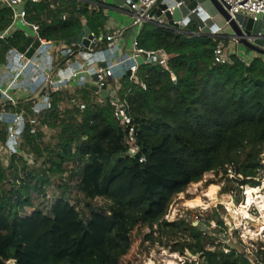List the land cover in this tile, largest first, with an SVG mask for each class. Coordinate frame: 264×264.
<instances>
[{
  "label": "trees",
  "instance_id": "obj_1",
  "mask_svg": "<svg viewBox=\"0 0 264 264\" xmlns=\"http://www.w3.org/2000/svg\"><path fill=\"white\" fill-rule=\"evenodd\" d=\"M24 9L26 20L38 24L40 37L53 42L76 37L83 26L80 17L95 34L106 21L101 8L89 10L85 4L64 21L51 14L46 2H28ZM0 17L6 27L8 10H1ZM198 32L194 22L182 29L145 23L137 35L139 49L168 55L176 78L174 84L168 72L142 64L138 83L127 76L120 80L119 93L129 103L145 163L139 162L140 155H121L126 129L113 120L110 99H90L92 93L84 87L50 95V108L39 116L36 133L30 134L26 124L20 152L7 167L0 164V264H119L141 228L149 230L144 240L151 243L161 241L165 232L186 233L171 250L197 256L196 264H264L263 245L252 258L229 246L227 252L209 250L213 239L198 226L184 218L165 219L173 198L205 173L227 165L243 178L239 185L256 186L264 151V56L248 50L253 56L247 60L230 54L228 63L218 64L214 50L220 42L228 43L225 35ZM25 39V33L17 32L0 42V65L7 48L20 47ZM63 102L72 105L61 112ZM80 102L86 105L82 110ZM30 106L23 107L28 116ZM42 128L53 132L51 143L42 144ZM31 156L44 159L39 168ZM67 172L74 183L58 184L59 197L47 199L53 179L62 181ZM27 208L33 213L22 219Z\"/></svg>",
  "mask_w": 264,
  "mask_h": 264
},
{
  "label": "built area",
  "instance_id": "obj_2",
  "mask_svg": "<svg viewBox=\"0 0 264 264\" xmlns=\"http://www.w3.org/2000/svg\"><path fill=\"white\" fill-rule=\"evenodd\" d=\"M216 1L223 6L231 18L239 14L257 21L264 15V0ZM28 2L48 3L51 14L59 16L62 21L69 16L62 0H0V11L5 9L9 12V24L6 27L1 26L0 17V42L6 43L17 32L25 33L26 36H30L39 42L38 47L29 59L25 57L24 53H20L18 48L8 47L4 62L0 65L1 166L6 167L5 165H8L11 158L17 156L20 152L23 146V134L26 124L30 126V134L36 133L39 116L50 108V95L52 93L83 88L89 83L93 75H97V82L94 85L98 88L105 86L106 91L109 93L107 99H110V104L113 106V120L126 129L123 142L125 150L121 155L129 158L140 155L139 162L145 163L146 158L140 154L137 145V135L130 116L129 103L121 97L119 89L120 80L124 76L138 83L136 73L140 65L137 59H141L142 64L157 66L168 72L173 83L176 84L175 75L169 68L168 55L163 50H143L137 46V35L143 24L154 23L164 28H170L163 15L156 17L155 14H152V10L157 8L163 1L136 0L135 2H128L129 7L125 11L131 15L130 26L135 29L136 33L131 42V52L118 60H111V56L115 54V42L122 36V30L109 33L102 28L98 34L91 31L90 42L94 43L92 48L77 45L75 42L69 43V40L53 42L40 37L38 24L29 23L26 20L24 5ZM178 5L168 4L162 14L165 12L172 13ZM118 9L122 10L121 8ZM80 20L83 25L84 18L80 17ZM188 23L184 24L183 27ZM179 25L181 24L179 23ZM183 27L181 26L178 29ZM218 34L219 32H215L212 33V36ZM230 54L236 55L234 50L229 51V47L226 49L224 46L218 45L214 50V61L218 64L228 63ZM59 62L64 65L63 69L57 68ZM117 68L122 70L120 75L115 73ZM45 85L47 87L43 89ZM139 85L142 89H145L143 83H139ZM38 93L40 95L35 99ZM91 93L88 98L91 99L96 95L97 99L102 102L98 94ZM27 102H31L29 107L31 116L26 115L23 108ZM18 106H21V108L17 111L15 109ZM85 106L82 103L79 108L82 110ZM1 132H3L2 135ZM213 174H221L222 179L233 186L227 191H221V184L217 186L215 192L216 203L214 206H222L231 217V224L224 223L227 233L238 231L240 232V238L246 237L248 241L253 243V235L245 234L244 228L253 223L255 219L264 222V215L261 214V207L257 202L245 203L246 188L251 186L239 185L238 181L243 180V178L235 173L232 164L225 166L222 171L217 173L212 171L205 173L202 178L203 181L205 182L206 178ZM254 180L257 185L252 188L260 189L264 194V151L260 156V168ZM238 196H241L242 199L237 202ZM253 196L256 197V194ZM235 212L240 213L236 216Z\"/></svg>",
  "mask_w": 264,
  "mask_h": 264
},
{
  "label": "rangeland",
  "instance_id": "obj_3",
  "mask_svg": "<svg viewBox=\"0 0 264 264\" xmlns=\"http://www.w3.org/2000/svg\"><path fill=\"white\" fill-rule=\"evenodd\" d=\"M230 42V41H229ZM219 45L224 46L228 49V44L224 45L222 42ZM248 51V50H246ZM83 102H80L82 104ZM72 105V103L63 102L60 105L61 112L64 109H67ZM45 134V138L42 141V144H49V137L52 135V131L47 130L46 128L41 129ZM32 161H34V168H39L44 159H37L31 156ZM154 161H164L163 159H153ZM165 162V161H164ZM7 167V164L5 165ZM73 164L68 165V169H71ZM69 172L63 176V180L59 181L58 179H53L51 186L46 191V198L54 201L59 197L60 191L56 190L57 185H72L74 182L68 178ZM210 184V185H209ZM222 184L221 191L228 190L233 187L231 184H227L221 177V174H213L206 178L205 182L203 179L197 184L189 185L186 190L179 194L177 197L173 198L171 201L167 216L165 219L168 222L177 221V219L184 218L188 223H191L194 226H198L202 231L213 239V246L207 247L209 250H224L225 247H233L240 253H245L250 258H252V253L258 248L259 245L264 244V234L261 233L257 236H252V241H248L246 237L240 238V232H230L227 233V230L224 226V223H232L231 217L228 212L224 210L222 206H214L216 203L215 192L217 191V186ZM63 186V187H64ZM252 188V187H251ZM63 193L68 197L70 202L75 205L77 208L81 209L82 204L79 201L75 200V196L72 192L68 193L65 191V187L62 190ZM210 194V196H209ZM208 200H207V198ZM218 199V198H217ZM242 199L241 196H238L237 202ZM100 201H98L99 203ZM246 203V202H245ZM237 206L236 203H234ZM241 209V207H240ZM239 210V209H237ZM33 213L32 208H27L23 213L20 214L22 219H28ZM215 215L218 217L219 221H222L220 226L216 219ZM261 220H254L253 223L248 225L253 231H257L258 226L262 223ZM257 224V227H256ZM149 233L147 228H141L138 230V233H134V238L132 245L127 252V254L120 260L119 264H186V263H197L199 261L197 256H190L188 252L183 255L178 254L177 252H172V247L176 243L181 242V239L186 238V233L181 235L177 234L176 236L171 235L169 232L162 234L161 241H145L144 236ZM251 235V234H247ZM157 236V235H155ZM154 236V237H155ZM264 246V245H263ZM227 250H224V252ZM13 263V262H12Z\"/></svg>",
  "mask_w": 264,
  "mask_h": 264
},
{
  "label": "water",
  "instance_id": "obj_4",
  "mask_svg": "<svg viewBox=\"0 0 264 264\" xmlns=\"http://www.w3.org/2000/svg\"><path fill=\"white\" fill-rule=\"evenodd\" d=\"M113 8H121L127 10L128 2L136 0H109ZM163 2L152 10V14L156 17L164 16L167 25L172 29L183 27L188 22H194L198 27L199 36H212V33L219 32L225 35V38L234 41L238 46L249 50L253 53L264 56V15L257 21H253L250 17L244 15H235L231 18L223 6L216 0H162ZM179 4L175 7L172 13L163 11L166 10L168 4ZM179 23L181 25H179ZM91 30L85 25L82 26L79 34L70 39L69 43H76L84 47L92 48L94 43H91ZM39 42L30 36H26L24 43L18 47L20 53H24L26 58H30L34 50L38 47ZM139 65H142V60L137 59ZM130 75V73H128ZM97 82V75H93L89 83L84 88L90 92L99 95L102 101L109 96L105 86L98 88L94 85ZM47 85L44 86L45 89ZM40 93L35 96L38 98Z\"/></svg>",
  "mask_w": 264,
  "mask_h": 264
},
{
  "label": "crops",
  "instance_id": "obj_5",
  "mask_svg": "<svg viewBox=\"0 0 264 264\" xmlns=\"http://www.w3.org/2000/svg\"><path fill=\"white\" fill-rule=\"evenodd\" d=\"M65 10L69 13L73 8H79L85 4V7L89 10L101 8L103 14L106 17L103 30L111 33L114 31L122 30V36L115 42V54L111 56V60H118L122 56L128 55L131 52V42L135 36V29L130 26L132 17L127 11L120 10L112 7L109 0H101L100 5L85 1V0H62ZM225 38V36H224ZM228 40L229 51L234 50L236 55L243 60H247L253 56L252 53L245 51L242 47L234 43V41ZM108 57V56H107ZM57 68L63 69L62 62L57 64ZM116 75H120L122 70L117 68L115 70ZM88 80V79H87ZM74 89V88H73Z\"/></svg>",
  "mask_w": 264,
  "mask_h": 264
},
{
  "label": "bare ground",
  "instance_id": "obj_6",
  "mask_svg": "<svg viewBox=\"0 0 264 264\" xmlns=\"http://www.w3.org/2000/svg\"><path fill=\"white\" fill-rule=\"evenodd\" d=\"M256 194V197H254L253 195ZM210 196V194H209ZM246 204H251L252 202H257L259 204V206L261 207V214L264 215V194L261 192L260 189H255V188H251V187H247L246 188ZM240 212H235L236 216H238ZM234 214V215H235ZM257 227V224H256ZM244 233L245 234H251L253 236H257L261 233L264 234V222H262L259 226L257 231H253L251 228H249L248 226H245L244 228Z\"/></svg>",
  "mask_w": 264,
  "mask_h": 264
}]
</instances>
